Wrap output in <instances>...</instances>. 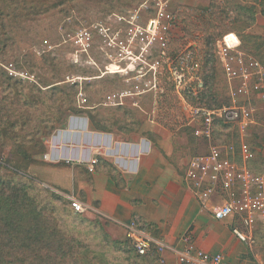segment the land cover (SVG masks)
I'll use <instances>...</instances> for the list:
<instances>
[{
	"label": "rangeland",
	"instance_id": "obj_1",
	"mask_svg": "<svg viewBox=\"0 0 264 264\" xmlns=\"http://www.w3.org/2000/svg\"><path fill=\"white\" fill-rule=\"evenodd\" d=\"M159 1L162 2L166 11L173 14L176 18V24L171 31V52L173 54L179 53L194 44L197 45L201 55L205 52L209 57V66L204 68L203 75L205 76L206 86L208 84V87H212L211 91L214 93L216 91L218 97L216 98L209 91L208 97L206 96L205 99H201L202 106L215 109L217 106L214 102H217V104L225 103L224 94L226 93V88L228 89L229 96L231 90H235L234 87H230L228 84L217 55V46L224 34L234 33L240 42L239 51L246 57L264 64V17L259 13V5L244 0ZM52 3L59 5L60 0H53ZM120 4L115 3L116 8L108 10L104 4L96 7L89 1L79 3L77 0H70L67 6L70 5L71 8L76 6V8H73L69 15H65L63 12L65 8L62 4L59 8L39 17L34 24L23 25L19 28L16 27V24H11L14 33L9 37L13 39L11 40L12 42H15L11 48L14 53L11 51L12 54H3L0 51V69L4 71L3 67H11V70L23 75V80L16 78L17 81L31 85L35 82L37 83L39 79H43V71L38 68L32 69L28 64L39 63L43 58H48L52 62L55 59L57 64L60 63L62 66L72 68V73L68 74L64 79H66L67 83L78 84L77 89L79 93L75 100L76 108L81 110L87 106L88 108L95 109L96 113L105 120L106 125L111 127L112 131H122L120 128L127 125V121L135 123L131 127L133 131H138L142 127V124L144 129V124L150 125L152 121L162 126L164 131H189V133L194 131L193 125L188 124L189 118L192 116L189 107H195L197 104L195 105L189 98H185V103L180 101L174 93L172 83L168 81L167 76L162 81L160 90L157 93L143 96L138 108L128 110V106H125V110L120 111L116 108L104 107L102 105L104 97L107 94L128 87L122 80L123 77L119 75H103L108 62L102 48V38H99L95 32L92 34L93 39L88 55L77 52L71 43V39L78 31L84 30V28L92 29L97 22L102 24L103 27L108 26L109 19L113 14L121 15L129 8L141 9L146 4L142 8L140 21L141 24H145L147 19L154 16L156 9L152 0H125V4ZM4 7L6 6L0 4V9ZM11 10L12 8L10 7L6 9L7 12ZM244 10H251L254 22H246L247 18L239 15ZM0 37H2V34H0ZM11 55L15 58H12ZM84 72L93 74L83 76ZM92 75H96V77L89 78ZM102 82H107L106 86L102 85ZM86 83L90 84L91 87H86ZM99 84L100 90L97 89L99 88ZM212 97H215L214 102L211 100ZM82 99H86V103H82ZM204 100L208 101L207 104L204 103ZM251 100V104H245L241 97L238 105L250 110L251 117L253 116L255 123H257L254 130H250L252 131L250 136L244 139L253 146L254 168L261 169L255 173L262 174L264 171H262L263 167L260 164L264 161V127L261 124L264 123V115L262 107L256 98H252ZM231 104L223 107H230ZM80 116L84 117L85 115L80 114L74 117ZM240 119L241 116L239 115L236 121L226 122L223 120L224 123L229 124V128L218 130L224 131L219 137V143L225 140L237 144L239 140L238 131H246L247 127L244 122H239ZM195 124L201 127L200 123ZM226 134L228 135L227 137L225 136ZM258 146L262 147L261 151ZM206 147L205 143L195 144L192 146L190 153L182 152L181 157L184 156V160H187L189 157L192 158L195 155H200L205 153ZM7 151L8 148L6 152L2 153L3 157L0 161L6 160ZM5 165L7 164L4 162L0 164V175L13 178L18 183L29 184L31 194L40 202L45 203L49 198L50 192L63 197L66 200L65 213H62L61 208L60 217L65 227H68L69 231L73 232L93 252H104L106 242L118 248L124 247L122 245L124 234L119 232L111 222H102L94 207H89L91 209H87L86 213L77 215L67 202L69 201L67 200V196H71V194L61 193L55 188L41 184L39 181L37 182L34 178L32 179L33 181L29 182L24 177L32 178L30 174L26 173L24 177L14 175L10 172L9 168L4 167ZM76 200L87 207V204L81 197H77ZM155 264L161 263L156 260Z\"/></svg>",
	"mask_w": 264,
	"mask_h": 264
},
{
	"label": "built area",
	"instance_id": "obj_2",
	"mask_svg": "<svg viewBox=\"0 0 264 264\" xmlns=\"http://www.w3.org/2000/svg\"><path fill=\"white\" fill-rule=\"evenodd\" d=\"M152 2L156 6L155 13L145 24L140 21L146 4L141 9L129 8L121 15L113 14L106 27L93 23L92 29L78 31L71 43L77 52L88 55L95 32L102 38L108 62L103 75L123 77L128 88L107 94L102 104L104 107L138 108L144 95L160 90L166 76L180 101L185 103V98H189L197 104L189 107L192 116L188 124L194 127V136L206 139L209 146L206 153L189 159L184 181L203 209L213 199L220 198V205L212 209L214 219L235 218L248 234L238 228L233 229V234L240 241L252 244V230L259 221L264 223V173L256 174L245 166L254 157L248 144L240 145L241 165L235 161L233 147L217 146L210 140L214 119L231 122L236 121L239 115L244 120L251 117L250 110L238 105L241 97L245 104H251V99L256 98L264 115V65L239 51L240 42L234 33L224 35L217 46V55L228 84L235 88L229 96L232 104L215 109L202 106L201 95L206 89L203 56L194 44L179 53L171 52V31L176 18L166 11L161 1ZM10 68L3 67L7 76L23 78L22 74ZM81 102L86 103V99ZM195 123H200L201 127ZM96 163V159L90 161L89 172L93 171ZM69 201L77 214H84L90 209L74 198ZM118 226L124 230V247L130 246L139 256L153 254L161 264L164 262L163 253L167 250L174 252L180 264H227L222 254L211 255L197 249L189 236L180 238L183 248L175 251L140 230L135 223Z\"/></svg>",
	"mask_w": 264,
	"mask_h": 264
},
{
	"label": "crops",
	"instance_id": "obj_3",
	"mask_svg": "<svg viewBox=\"0 0 264 264\" xmlns=\"http://www.w3.org/2000/svg\"><path fill=\"white\" fill-rule=\"evenodd\" d=\"M239 122L247 127L238 131L237 144L215 141L213 127L210 143L233 147L235 161L242 165L240 145L253 148L245 140L257 123L253 116ZM144 127L142 124L138 131L129 133L112 131L109 126L107 131H96L86 115L70 117L64 128L44 141L45 152L28 173L41 184L71 194L67 200L81 197L87 207L96 209L102 222H111L123 234L118 224L135 223L171 250L183 248L180 238L189 236L197 249L222 254L227 264H264V223L259 221L252 230V244L240 241L233 229L248 231L235 218L219 221L212 215L213 206L220 205L221 199H213L203 209L184 181L190 157L184 160L182 152L190 153L193 145L205 143L206 153L209 141L193 138L189 131H164L153 121ZM94 159L98 162L89 172ZM253 160L245 166L258 172L261 169L254 168ZM163 258L162 264H180L173 251H165Z\"/></svg>",
	"mask_w": 264,
	"mask_h": 264
},
{
	"label": "trees",
	"instance_id": "obj_4",
	"mask_svg": "<svg viewBox=\"0 0 264 264\" xmlns=\"http://www.w3.org/2000/svg\"><path fill=\"white\" fill-rule=\"evenodd\" d=\"M52 1L0 0V4L6 6L0 9L2 32H0L2 34L0 51L3 54L11 53V48L15 44L9 37L14 33L11 24H16L18 28L34 24L39 17L59 8L62 4L65 15H69L71 10L76 8V6L73 8L67 6L70 0H60L59 5H55ZM77 1L79 3L89 1L96 7L104 4L108 10H114L115 3L125 4V0ZM244 1L259 5V13L264 17V0ZM7 7L12 10L7 12ZM239 15L247 18L246 22H254L251 10H244ZM202 56L203 66L207 68L210 63L208 55L204 52ZM11 57L15 58L12 55ZM53 61L43 58L39 63L28 64L32 69L38 68L43 71V79L31 85L7 76L0 69V160L3 157L2 153L8 148L7 158L5 161H0V164L3 162L7 164L8 166L4 167L9 168L14 175L24 177V174H29V167L37 163V159L45 152L44 141L56 130L64 128L70 117L84 113L96 131L109 130L105 120L96 113L95 109L87 106L81 110L76 108L78 84L67 83L64 79L72 73V68L57 64L55 59ZM87 74L93 73L84 72L83 76ZM106 84L107 82H102V85L106 86ZM86 87L91 85L86 83ZM97 89L100 90V84ZM206 89L201 99H205L209 91L211 94L212 87H208L207 84ZM212 94L218 97L216 91ZM215 97L211 98L213 102ZM224 97V104L214 102L216 108L230 105L227 88ZM207 102L204 100V103ZM134 125V122L127 121V125L120 129L129 133L133 131L131 127ZM227 128L229 124L221 119H214V140L220 139V135L224 132L218 130ZM190 135L195 138L194 131H191ZM221 142L230 143L225 140ZM24 178L29 182L33 181V177ZM29 186L0 175V264H155L156 258L153 254L139 256L128 245L118 248L106 242L104 252H93L69 231L68 227H65L60 217V209L62 208V213H65L66 200L50 192L48 200L45 203L40 202L31 194ZM67 202L70 204L69 201Z\"/></svg>",
	"mask_w": 264,
	"mask_h": 264
}]
</instances>
